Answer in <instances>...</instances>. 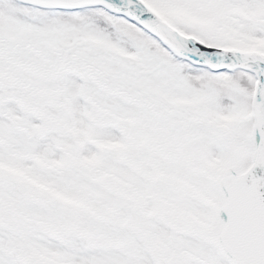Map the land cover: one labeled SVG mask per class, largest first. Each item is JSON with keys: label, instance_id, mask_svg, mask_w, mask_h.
Here are the masks:
<instances>
[{"label": "snow or ice", "instance_id": "snow-or-ice-1", "mask_svg": "<svg viewBox=\"0 0 264 264\" xmlns=\"http://www.w3.org/2000/svg\"><path fill=\"white\" fill-rule=\"evenodd\" d=\"M0 264H264V0H0Z\"/></svg>", "mask_w": 264, "mask_h": 264}]
</instances>
